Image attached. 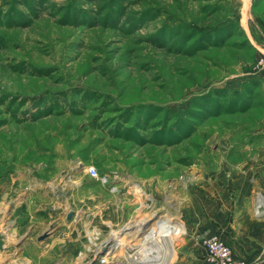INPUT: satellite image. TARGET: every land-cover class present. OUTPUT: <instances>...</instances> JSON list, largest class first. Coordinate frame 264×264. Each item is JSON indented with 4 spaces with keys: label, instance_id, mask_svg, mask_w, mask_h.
<instances>
[{
    "label": "rangeland",
    "instance_id": "obj_1",
    "mask_svg": "<svg viewBox=\"0 0 264 264\" xmlns=\"http://www.w3.org/2000/svg\"><path fill=\"white\" fill-rule=\"evenodd\" d=\"M261 56L264 0H0V178L50 198L38 240L66 224L105 239L117 227L94 217L123 201L177 214L197 246L219 234L222 202L251 201ZM84 245L66 264H99Z\"/></svg>",
    "mask_w": 264,
    "mask_h": 264
},
{
    "label": "crops",
    "instance_id": "obj_2",
    "mask_svg": "<svg viewBox=\"0 0 264 264\" xmlns=\"http://www.w3.org/2000/svg\"><path fill=\"white\" fill-rule=\"evenodd\" d=\"M240 168L253 177L251 201L248 204L238 203V199L235 202L223 201L220 206L223 213L214 220L220 228L219 236L232 248L235 255L242 257L247 264H264V217L256 218L253 215L254 191L260 190L264 193V145L256 147L255 155L241 163ZM23 177L24 174H20L19 179L15 181L14 177L0 178V264H47L51 258H55V252L59 253L57 258H60L63 264L76 262L79 255H76L75 249L85 243L84 232L80 227L72 228L66 224L41 243L38 236L44 231L45 226L42 224L45 222L41 221L39 213L44 209V203L51 204L50 198L41 202L40 194L33 191L22 196L23 191L20 189L24 184ZM35 185L38 186L37 181ZM137 190L139 192L140 187ZM19 195L21 198L18 199ZM52 202L56 204L59 200ZM126 202H122L120 209L115 202L109 207H103L96 213L94 222L99 226L115 224L117 228L114 230L121 229L125 221L130 218L132 220L135 216L129 211ZM67 212L69 211H66L65 215ZM81 218L82 215L77 222L80 223ZM23 236L26 237L21 242ZM189 239L182 237L174 243L175 257L170 264H173L174 260L177 264H205L203 247L197 246L193 238ZM182 247L190 251H177ZM154 264H164L163 254Z\"/></svg>",
    "mask_w": 264,
    "mask_h": 264
},
{
    "label": "built area",
    "instance_id": "obj_3",
    "mask_svg": "<svg viewBox=\"0 0 264 264\" xmlns=\"http://www.w3.org/2000/svg\"><path fill=\"white\" fill-rule=\"evenodd\" d=\"M256 68L259 72H264V56L256 61ZM86 171L101 184H108V176H101L94 166H88ZM114 190L116 186L110 188V191ZM154 211L152 214L157 216L154 220L149 221L152 214L147 212L136 214L129 225L126 224L119 230L111 229L105 239H100L97 229L90 230L85 238V251L93 255L105 242V254L99 258V264H153L156 258L161 259L166 246L173 248L174 243L187 233L180 216L167 210ZM253 215L256 218L264 217V193L260 190H255L253 194ZM138 220L142 222L136 226ZM150 240L154 241L153 247L148 246ZM201 244L205 251V264H247L242 257L234 254L232 248L217 233L205 235ZM143 246L145 253H138Z\"/></svg>",
    "mask_w": 264,
    "mask_h": 264
},
{
    "label": "bare ground",
    "instance_id": "obj_4",
    "mask_svg": "<svg viewBox=\"0 0 264 264\" xmlns=\"http://www.w3.org/2000/svg\"><path fill=\"white\" fill-rule=\"evenodd\" d=\"M142 221L138 220L136 221L135 225H140ZM145 247H140V250L138 253H145ZM163 263L164 264H170L172 262V260L174 259L175 257V252L173 250V248H171L170 246L168 248H165L163 250ZM159 260V258H156L155 262H157ZM154 264V263H153Z\"/></svg>",
    "mask_w": 264,
    "mask_h": 264
},
{
    "label": "water",
    "instance_id": "obj_5",
    "mask_svg": "<svg viewBox=\"0 0 264 264\" xmlns=\"http://www.w3.org/2000/svg\"><path fill=\"white\" fill-rule=\"evenodd\" d=\"M71 215H72V212H69V213L67 214V218H69ZM153 216H155V214L151 215V216L149 217V220H150L151 218H153ZM45 236H46V234L43 233L42 235L39 236V239H42V238H44ZM148 246L153 247V246H154V241H153V240H150V241L148 242ZM105 248H106V243L103 242V243L100 245V247L96 250V254H97L98 252H102V251H104Z\"/></svg>",
    "mask_w": 264,
    "mask_h": 264
}]
</instances>
